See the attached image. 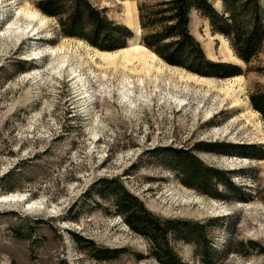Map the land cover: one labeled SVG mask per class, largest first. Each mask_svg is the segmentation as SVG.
Listing matches in <instances>:
<instances>
[{"label": "rangeland", "instance_id": "374dc122", "mask_svg": "<svg viewBox=\"0 0 264 264\" xmlns=\"http://www.w3.org/2000/svg\"><path fill=\"white\" fill-rule=\"evenodd\" d=\"M157 1L89 0L134 33L125 47L109 51L61 34L57 18L43 13L39 0H0V264H160L110 199L85 198L97 179L111 177L157 217L216 218L206 221L204 258L192 242L171 239L183 264H264V156H251L264 154V121L248 97L264 87V38L246 63L230 37L191 9L189 30L205 57L237 65L241 74L204 76L158 56L153 67L160 70L146 74L137 61L108 63L95 56L134 45L152 52L137 28L139 8ZM209 1L223 12L220 0ZM27 12L38 17L30 20ZM21 29L27 32L19 38ZM59 47L62 54H49ZM19 59L26 60L25 69L16 66ZM214 142L255 146L248 155L221 147L194 150L204 164L233 172L230 180L244 192L242 200L222 185L221 197L201 193L148 152ZM10 169L17 172L1 181ZM87 241L117 249L118 256L96 260ZM249 241L257 246L249 249Z\"/></svg>", "mask_w": 264, "mask_h": 264}, {"label": "trees", "instance_id": "16d2710c", "mask_svg": "<svg viewBox=\"0 0 264 264\" xmlns=\"http://www.w3.org/2000/svg\"><path fill=\"white\" fill-rule=\"evenodd\" d=\"M220 1L224 6L221 13L209 0H159L153 7H140V42L168 63L200 75L224 77L241 74L242 70L237 65L211 61L205 57L198 41L190 33L189 12L191 9H197L207 16L213 29L230 37L238 56L249 63L260 50L264 38L263 7L260 0ZM65 4L69 6L64 12L62 9ZM37 6L43 13L57 18L61 34L84 39L101 50L112 51L123 48L133 37V32L127 26L108 19L89 0H39ZM244 20L251 25L243 28ZM27 65L26 60L21 59L16 64L20 70L25 69ZM248 97L252 108L264 121V87H256ZM254 147V144L214 142L206 144L205 147L195 145L190 149L160 146L148 152L159 163L174 171L181 182L194 186L201 193L221 197L217 190L219 185H222L225 190L234 192L236 198L242 200L244 194L241 195L244 192L230 180L233 172L204 164L196 157L194 150H221L231 154L248 155ZM36 156L38 155L34 154L32 159H36ZM251 156L258 158L263 157L264 154ZM23 163L26 161L19 163L18 168ZM16 169L6 171L1 176V181L9 179L17 172ZM84 196L85 198L89 196V199L93 196L110 199L116 213L123 221L148 241V255L160 264H183L171 243L172 238L175 241L192 242L198 256L201 258L206 256V252L202 249L208 246L209 225L206 221L216 218L205 221L157 217L143 205L141 200L127 191L117 178L112 177L97 179ZM87 242L90 243L87 248L96 260H109L118 256L117 249L95 246L91 241ZM249 245V249L257 246L252 241H249ZM89 246H93V249ZM135 256L138 259L143 258L142 254Z\"/></svg>", "mask_w": 264, "mask_h": 264}, {"label": "bare ground", "instance_id": "6f19581e", "mask_svg": "<svg viewBox=\"0 0 264 264\" xmlns=\"http://www.w3.org/2000/svg\"><path fill=\"white\" fill-rule=\"evenodd\" d=\"M25 14L28 15V18L30 20H33L34 18L38 17L37 13L30 14V13L27 12ZM41 21H42V19H40V22ZM137 30H138V28H137ZM26 32H27L26 30L21 29L19 31V38L24 36L26 34ZM137 33H138V31H137ZM139 48L143 52L140 51ZM62 49H63V47H59L57 49H52L49 52V54H54L55 52H61ZM61 54H62V52H61ZM95 56H97L99 59L108 61V63H114V61L116 59H118L119 57H122L124 62L127 65H131L134 61L135 62L137 61V62H139V64H141L143 66L142 69L144 71L143 70L142 71L145 72L146 74H150L154 70H157V71L160 70L159 68L156 69L155 67H153L155 62L160 61L158 59V57H156V55L154 53L147 51L144 47H138V46H135V45L130 47V48H124V49H122L121 51H118V52H108V53L96 52ZM124 99L128 103H129V101L131 99V93L128 92V89H127V93H125ZM13 196L14 195H5V196H3V199H8L9 197H13Z\"/></svg>", "mask_w": 264, "mask_h": 264}, {"label": "water", "instance_id": "95a60500", "mask_svg": "<svg viewBox=\"0 0 264 264\" xmlns=\"http://www.w3.org/2000/svg\"><path fill=\"white\" fill-rule=\"evenodd\" d=\"M137 31H138V35L140 36V31H141V30H140V27H138V30H137Z\"/></svg>", "mask_w": 264, "mask_h": 264}]
</instances>
